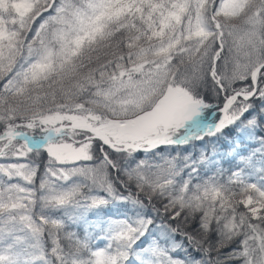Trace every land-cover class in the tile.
<instances>
[{
	"label": "snow or ice",
	"instance_id": "snow-or-ice-1",
	"mask_svg": "<svg viewBox=\"0 0 264 264\" xmlns=\"http://www.w3.org/2000/svg\"><path fill=\"white\" fill-rule=\"evenodd\" d=\"M0 264H264V0H0Z\"/></svg>",
	"mask_w": 264,
	"mask_h": 264
}]
</instances>
